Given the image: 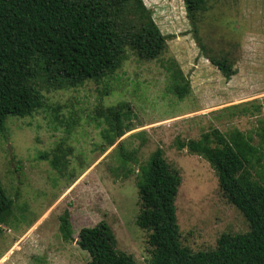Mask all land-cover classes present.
Wrapping results in <instances>:
<instances>
[{"label": "rangeland", "instance_id": "1", "mask_svg": "<svg viewBox=\"0 0 264 264\" xmlns=\"http://www.w3.org/2000/svg\"><path fill=\"white\" fill-rule=\"evenodd\" d=\"M143 2L161 33L169 35L156 59H140L127 48L113 73L74 88H43L42 107L6 118L0 182L13 209L0 228V264H86L90 257L76 243L77 233L101 220L118 250L131 254L135 264H150L148 232L135 223V174L156 148L181 175L175 212L184 245L209 250L220 234L248 230L221 194L208 161L177 143L214 128L224 135L238 129L259 147L262 158L252 173L264 177V0H207L196 33L183 0ZM199 43L209 55L227 56L236 73L225 79ZM172 61L189 80L181 99L171 91ZM122 102L130 129L106 145L101 132L107 123L98 111ZM58 143L70 149L62 173L40 158ZM120 145L134 153L135 162L122 164ZM127 169L133 172L126 176ZM65 212L71 241L59 230Z\"/></svg>", "mask_w": 264, "mask_h": 264}, {"label": "trees", "instance_id": "2", "mask_svg": "<svg viewBox=\"0 0 264 264\" xmlns=\"http://www.w3.org/2000/svg\"><path fill=\"white\" fill-rule=\"evenodd\" d=\"M183 3L196 33L207 0ZM168 37L143 0H0V132L5 131L8 116H29L43 106V88H74L100 80L121 66L127 48L140 59H156ZM205 55L225 79L236 73L227 56L216 58L206 51ZM168 70L171 91L181 99L189 92V80L175 61ZM125 106L122 102L98 111L107 123L101 132L106 145L130 129V123L123 121L129 117ZM177 146L208 161L221 194L240 211L248 230L220 234L209 250L184 245L175 212L181 175L156 148L135 174L139 203L135 223L148 232L150 264H264V177L252 173L262 158L259 147L238 129L224 135L216 128ZM69 152L58 143L40 158L62 173ZM118 154L122 164L136 161L134 153L121 145ZM132 172L127 169L126 176ZM12 209L13 199L0 182V228ZM59 230L64 240H72L67 212L60 216ZM76 243L89 254L86 264H135L131 254L117 249L104 220L80 228Z\"/></svg>", "mask_w": 264, "mask_h": 264}]
</instances>
